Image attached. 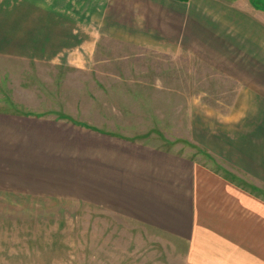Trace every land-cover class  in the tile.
<instances>
[{"label":"crops","instance_id":"0c3cea01","mask_svg":"<svg viewBox=\"0 0 264 264\" xmlns=\"http://www.w3.org/2000/svg\"><path fill=\"white\" fill-rule=\"evenodd\" d=\"M102 38L184 52L232 83L212 108L219 125L196 126L203 152L0 108V191L146 224L179 243L182 264H264V18L240 0H0L1 54L25 52L10 40H59L43 54L87 68Z\"/></svg>","mask_w":264,"mask_h":264},{"label":"rangeland","instance_id":"374dc122","mask_svg":"<svg viewBox=\"0 0 264 264\" xmlns=\"http://www.w3.org/2000/svg\"><path fill=\"white\" fill-rule=\"evenodd\" d=\"M240 2L264 18V0ZM19 42L23 55L0 52L1 109L64 118L181 153L203 152L196 126L219 125L212 108L227 107L234 91L184 52L164 55L102 38L93 63L76 68L64 55L43 54L63 41L9 44ZM8 262L182 264V257L165 234L83 199L0 191V264Z\"/></svg>","mask_w":264,"mask_h":264},{"label":"trees","instance_id":"16d2710c","mask_svg":"<svg viewBox=\"0 0 264 264\" xmlns=\"http://www.w3.org/2000/svg\"><path fill=\"white\" fill-rule=\"evenodd\" d=\"M72 122H74V123H76V124H78V125H81V126H85V127H88V128L94 129V130H97V131H99V132H104V131H101V130H98V129H96V128H93V127H91L90 125H87V124H84V123H79V122H76V121H72Z\"/></svg>","mask_w":264,"mask_h":264}]
</instances>
